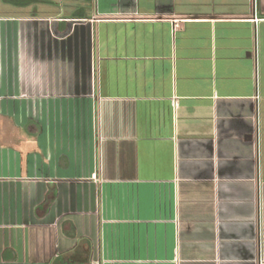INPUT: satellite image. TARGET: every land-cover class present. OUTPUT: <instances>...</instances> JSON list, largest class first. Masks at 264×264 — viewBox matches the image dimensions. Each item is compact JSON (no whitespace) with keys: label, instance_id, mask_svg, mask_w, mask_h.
Instances as JSON below:
<instances>
[{"label":"crops","instance_id":"1","mask_svg":"<svg viewBox=\"0 0 264 264\" xmlns=\"http://www.w3.org/2000/svg\"><path fill=\"white\" fill-rule=\"evenodd\" d=\"M0 264H264V0H0Z\"/></svg>","mask_w":264,"mask_h":264},{"label":"rangeland","instance_id":"2","mask_svg":"<svg viewBox=\"0 0 264 264\" xmlns=\"http://www.w3.org/2000/svg\"><path fill=\"white\" fill-rule=\"evenodd\" d=\"M15 2H18V3L20 2V3H21V2H22V0H15ZM1 16H3V15H1Z\"/></svg>","mask_w":264,"mask_h":264},{"label":"built area","instance_id":"3","mask_svg":"<svg viewBox=\"0 0 264 264\" xmlns=\"http://www.w3.org/2000/svg\"><path fill=\"white\" fill-rule=\"evenodd\" d=\"M93 177H94V178H96V176H95V175H94Z\"/></svg>","mask_w":264,"mask_h":264},{"label":"trees","instance_id":"4","mask_svg":"<svg viewBox=\"0 0 264 264\" xmlns=\"http://www.w3.org/2000/svg\"><path fill=\"white\" fill-rule=\"evenodd\" d=\"M24 2V0H22V3Z\"/></svg>","mask_w":264,"mask_h":264}]
</instances>
